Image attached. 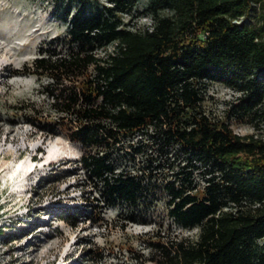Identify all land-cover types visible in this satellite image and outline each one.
Masks as SVG:
<instances>
[{"label":"trees","instance_id":"obj_1","mask_svg":"<svg viewBox=\"0 0 264 264\" xmlns=\"http://www.w3.org/2000/svg\"><path fill=\"white\" fill-rule=\"evenodd\" d=\"M137 2L68 9L63 48L14 70L39 79L55 112L27 122L81 144L92 199L77 212L93 224L109 207L122 227L155 224L165 199L172 219L197 229L150 241L133 264H264V0H150V24L128 26ZM215 82L239 94L223 116L206 108Z\"/></svg>","mask_w":264,"mask_h":264},{"label":"rangeland","instance_id":"obj_2","mask_svg":"<svg viewBox=\"0 0 264 264\" xmlns=\"http://www.w3.org/2000/svg\"><path fill=\"white\" fill-rule=\"evenodd\" d=\"M82 2L0 0V264H133L137 254L149 257L150 241L197 235V229H183L167 214L165 199L157 206L155 224L122 227L118 207L104 211L106 222L93 224L88 214L77 212L89 210L92 199L85 196L92 186L80 167L81 144L70 139L66 129L46 136L45 130L27 122V117L38 120L40 112H55L39 79L14 70L35 58L43 47L60 51L70 26L68 9L75 11ZM109 2L87 0V8ZM149 2L138 0L133 15L124 12L128 26L150 24V17L141 13ZM112 50L111 46L99 55ZM207 95L206 108L223 116L239 94L215 82ZM232 127L240 134L255 131L246 122H233ZM144 264L156 263L147 259Z\"/></svg>","mask_w":264,"mask_h":264},{"label":"bare ground","instance_id":"obj_3","mask_svg":"<svg viewBox=\"0 0 264 264\" xmlns=\"http://www.w3.org/2000/svg\"><path fill=\"white\" fill-rule=\"evenodd\" d=\"M32 165H33V163H31V165H29L28 167H31ZM16 184H19V179L16 180Z\"/></svg>","mask_w":264,"mask_h":264}]
</instances>
